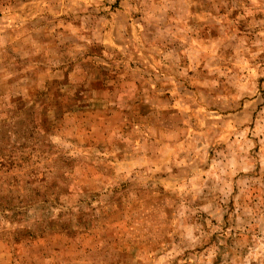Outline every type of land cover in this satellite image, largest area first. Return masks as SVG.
Here are the masks:
<instances>
[{"label":"rangeland","instance_id":"1","mask_svg":"<svg viewBox=\"0 0 264 264\" xmlns=\"http://www.w3.org/2000/svg\"><path fill=\"white\" fill-rule=\"evenodd\" d=\"M0 264H264V0H0Z\"/></svg>","mask_w":264,"mask_h":264}]
</instances>
